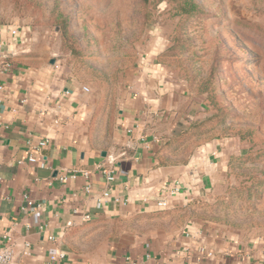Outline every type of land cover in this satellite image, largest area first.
I'll return each mask as SVG.
<instances>
[{
  "label": "crops",
  "instance_id": "0c3cea01",
  "mask_svg": "<svg viewBox=\"0 0 264 264\" xmlns=\"http://www.w3.org/2000/svg\"><path fill=\"white\" fill-rule=\"evenodd\" d=\"M20 29V38L0 33L1 49L11 53L0 55V245L11 237L12 264H127L146 255L147 264H264L260 243L166 216L211 189L227 159L211 140L184 163H162L163 137L188 110L180 115L179 90L160 64L142 60L133 70L109 128L91 121L83 81L39 47L29 27ZM102 169L115 179L107 184ZM174 180L182 189L168 195ZM107 188L119 202L97 206ZM163 196L169 207L160 210Z\"/></svg>",
  "mask_w": 264,
  "mask_h": 264
},
{
  "label": "rangeland",
  "instance_id": "374dc122",
  "mask_svg": "<svg viewBox=\"0 0 264 264\" xmlns=\"http://www.w3.org/2000/svg\"><path fill=\"white\" fill-rule=\"evenodd\" d=\"M0 23L29 27L109 128L133 70L160 64L188 110L163 137L162 163L211 140L227 159L211 189L166 216L264 248V0H0Z\"/></svg>",
  "mask_w": 264,
  "mask_h": 264
},
{
  "label": "built area",
  "instance_id": "2783aa9c",
  "mask_svg": "<svg viewBox=\"0 0 264 264\" xmlns=\"http://www.w3.org/2000/svg\"><path fill=\"white\" fill-rule=\"evenodd\" d=\"M7 32L10 37L13 38H20L21 37V29L17 26L11 25V24H3L0 23V33L1 32ZM3 46V43L0 42V49ZM4 49H1L0 55L1 56H6L7 54H11L9 50L3 51ZM10 66L9 63H4L3 67L6 69ZM84 90H87L86 87H83ZM46 144L45 140H41L38 142L36 148L37 150L41 147H43ZM28 161L33 162L35 161V158L33 156H29ZM102 173L104 174V180L108 184L112 182L115 179V172L113 169H102ZM77 174L76 171L71 172V177H75ZM81 174L85 177L88 178V171H82ZM182 189L181 183L178 180H174L169 186L166 187V192L168 195H174L176 193H179ZM85 192H90V185L86 184L84 187ZM25 201H26V206L31 207L33 205V202L26 196L24 195ZM96 200V205L100 206L101 203L107 200H113L115 202H119V199L116 197H111L109 188L103 190L101 194L95 199ZM156 206L160 210H165L169 207V202L167 197L163 196L159 198L156 202ZM91 215L90 214H84L82 216V220L88 221L90 220ZM60 256H63L60 254ZM15 258V249L13 247V244L11 242V237L5 236L4 238V243L0 245V264H12ZM54 258V257H51ZM149 259V255H146L145 258L142 260H133L130 258H127V264H147L146 262Z\"/></svg>",
  "mask_w": 264,
  "mask_h": 264
}]
</instances>
